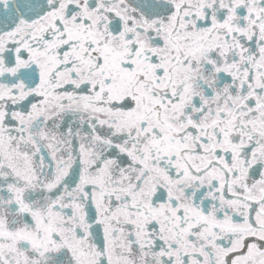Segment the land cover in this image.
Here are the masks:
<instances>
[{
	"label": "snow or ice",
	"instance_id": "snow-or-ice-1",
	"mask_svg": "<svg viewBox=\"0 0 264 264\" xmlns=\"http://www.w3.org/2000/svg\"><path fill=\"white\" fill-rule=\"evenodd\" d=\"M0 264H264V0H0Z\"/></svg>",
	"mask_w": 264,
	"mask_h": 264
}]
</instances>
